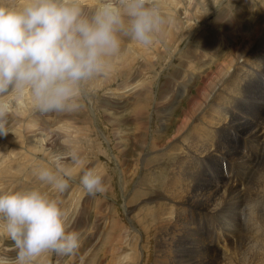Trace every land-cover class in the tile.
<instances>
[{"label":"rangeland","instance_id":"rangeland-1","mask_svg":"<svg viewBox=\"0 0 264 264\" xmlns=\"http://www.w3.org/2000/svg\"><path fill=\"white\" fill-rule=\"evenodd\" d=\"M98 2L99 0H84L89 9L97 6ZM262 2L264 0H158L162 13L170 17L172 23L166 26L163 35L158 37L151 46L144 47L134 41L123 40L121 55L114 60L109 75L95 78L83 85L82 94L78 99L80 105L78 110L41 113L32 104L27 109L30 114L27 113L21 118L16 117L17 112L13 111L20 104H17L18 100L11 102L17 99L14 95L0 101L14 107L7 116L9 133L6 136H0V190L39 188L50 198L58 200L59 207L64 214L66 232H75L79 237V248L75 253L57 255L45 252L36 258L33 264H111L108 252L110 249L114 251L117 249V244L116 247L113 246L114 248L109 246L114 243L111 240H118L117 235L127 240L129 238L126 237L124 231L128 232L133 229L140 232L143 238L142 244L147 249L145 250L148 260H142L140 264H153L154 259L152 260L151 256H153V241L155 240L149 234L143 237L144 234L138 222L152 221L150 216L152 210L149 208L151 205L145 203L150 196L146 195L157 190L161 184L159 181L166 176L165 172L170 168V159L165 160L160 155V151L164 148L160 150L154 148L158 143V136L160 134L172 135L178 122L183 118L182 109L186 107L191 95L195 96L196 85L199 83L196 80L200 81L199 77L205 76L207 70L210 72L214 70L215 64L228 56L224 46L230 41L226 33L227 35L230 33L227 31L228 25L223 24L220 15L224 14L227 17L225 21L230 19L233 22L231 27L233 30L236 23L241 20H236L238 12L240 15L244 8L250 7L253 14L248 15L249 18L245 16L244 21L252 22L256 26L263 19V8L260 4ZM253 9L256 10L255 13ZM201 44L215 49H206ZM198 56L203 60L201 63ZM259 74L263 75L260 72ZM259 85L264 91L262 88L264 77ZM143 87L148 89L147 95L142 96L144 102H139L138 99L141 96L131 97L130 101L129 97L139 95ZM25 95L30 96L26 91L22 100L27 98ZM232 97L234 96L232 95L230 99ZM249 103L247 108L251 114L255 112L256 107L251 101ZM20 106L22 107V104ZM166 106L171 110L168 116L171 118L170 126L162 122L156 114V108L162 112ZM228 106L227 109L233 116H245L241 112L243 106L237 100L236 103H230ZM140 109L145 110L148 116H146V123L150 124L148 147L146 145L144 150L147 157L144 161L147 163L146 167L140 163V160L133 161L139 154V141L136 137L138 133L143 134L138 129L140 122L135 117ZM62 130L68 132L64 133ZM60 132L63 136L59 134ZM228 138L227 145L219 143L218 148L236 145L234 137H232L233 141L230 135ZM129 143L132 146H129ZM69 147L78 150L83 160L82 165L71 163L67 157ZM54 154L61 155L71 168L69 188L63 194L55 192L50 186L43 185L35 176L37 168L52 164ZM220 161V169L223 173L225 171L222 168L223 160L220 159ZM128 165H131V168ZM195 167L199 174L204 173V165L201 167L195 165ZM84 169H92L104 178L106 192L95 196L86 193L79 182ZM231 170L229 175L226 174L234 179L233 182H229L231 187H235L238 180L246 184L250 182L251 175L244 176L233 168ZM200 186L201 188L191 186L190 193L194 195L197 191L208 188L203 181H200ZM245 188L240 194L245 193ZM136 192L138 196L135 195ZM198 195L205 198L203 193ZM262 199L263 196L256 199H242V209L246 210V213L243 210L242 216L246 217L248 212L255 208L261 212V207L257 206L261 205ZM126 210L132 211L130 214H134V217L127 215ZM186 211L190 212V216H196L192 208L190 210L187 208ZM201 216L200 218L204 220L203 215ZM205 229L200 228L196 234L200 233L202 236L201 233ZM239 233L242 235L243 231ZM210 237L213 236L208 237L209 241ZM13 244L14 242L7 238L0 224V256L7 257L14 264L16 249ZM127 249L128 247L120 245L119 255L124 256L125 251L129 252ZM173 264L191 263L187 258L182 257L180 261Z\"/></svg>","mask_w":264,"mask_h":264},{"label":"bare ground","instance_id":"bare-ground-1","mask_svg":"<svg viewBox=\"0 0 264 264\" xmlns=\"http://www.w3.org/2000/svg\"><path fill=\"white\" fill-rule=\"evenodd\" d=\"M260 4L263 8V19L256 26L252 22L244 21L245 16L253 14L250 7L244 8L240 15L238 12L236 20H241L236 23L233 30H231L233 22L230 19L225 21L227 17L224 14L220 15L223 24L228 25L227 31L230 33V35L226 33L227 38H230L228 45L224 44L228 56L220 63L217 61L214 70L211 72L207 70L205 76L199 77L200 81L196 80L199 83L196 85L195 96L191 95L188 102H185L186 107L182 109L183 118L178 122L172 135L160 134L158 143H154L156 150L164 148L160 151V155L165 160L170 159L171 162L170 168L166 169L168 174L165 172L166 176L159 181L161 184L156 186L157 190L153 188L154 191L146 195L150 196L145 203L151 205L148 207L152 210L150 215L152 221L138 222L143 237L149 234L155 240V242L151 240L153 264H173L182 257L187 258L191 264H264V91L259 85L264 77V2ZM253 11L256 12L254 9ZM203 46L206 49H215ZM199 61L201 63L203 60L200 58ZM171 92L174 94L172 88ZM147 93L148 89L143 87L139 95L130 96L129 100L131 97L141 96L138 100L142 103L144 102L142 96L145 97ZM222 93H224L223 97ZM232 95L234 97L230 99ZM26 97L23 100L21 98L11 100V102L18 100L17 104H22V107L20 104L18 106L21 107L20 109L16 108L17 106L12 107L13 111L17 112L16 117L23 118L27 113L30 114L27 109L33 103L30 96ZM236 100L243 106L241 112L245 116H233L228 111V105L236 103ZM250 101L256 107L255 112L251 114L247 108ZM169 108L166 106L162 112L156 108V114L168 126L171 119L168 117L171 111ZM146 116L144 109L138 110L135 114L140 122L138 129L143 134L138 133L136 137L139 141V154L137 159L133 160L136 162L140 160L144 167L147 164L144 162L147 158L144 150L150 129V124L146 123L148 117ZM59 134L63 136L62 132ZM228 135L231 141L234 137L235 144H241V147L246 149V154L236 149V145L218 148L219 143L227 145ZM64 136L68 137L66 134ZM129 146L132 145L129 143ZM220 159L225 166V168L222 166L225 170L223 173L220 169ZM195 165L199 167L204 165V173L199 174ZM128 167L131 168V165ZM232 168L244 176L251 175L250 182L246 184L238 180L237 184L234 183L235 187H231L229 182H233L234 179L226 174L232 172ZM200 181L205 182L208 188L206 186L207 189H201L192 195L191 186L201 188ZM244 187H246L245 193L240 194L244 192ZM199 193H203L205 198L200 197ZM135 195L138 196V193L136 192ZM261 196H263L262 203L257 206L261 207V212L255 208L243 217L246 210L242 209V199H256ZM187 208L189 210L192 208L196 216H190V212L186 211ZM126 211L127 215H134L130 214L132 211ZM201 215L204 220L200 218ZM200 228H206L202 230V236L200 233L196 234ZM241 231H243L242 235L239 233ZM124 233L129 239L125 240L124 237L117 235L118 240H111L114 242L109 245L111 248L116 247L117 244L115 251L110 249L108 252L111 264H140V261L148 260L147 249L142 244L143 238L140 232L133 229ZM209 236H213L210 237V241ZM120 245L128 247L129 250V252L125 251L122 257L118 251Z\"/></svg>","mask_w":264,"mask_h":264},{"label":"clouds","instance_id":"clouds-1","mask_svg":"<svg viewBox=\"0 0 264 264\" xmlns=\"http://www.w3.org/2000/svg\"><path fill=\"white\" fill-rule=\"evenodd\" d=\"M170 17L158 0H0V101L30 94L41 113L73 112L85 83L107 77L121 55L123 40L148 47L163 35ZM12 105L0 102V136L8 131ZM67 157L82 165L78 150ZM35 170L36 179L63 194L71 168L61 155ZM79 182L87 194L106 192L104 178L84 169ZM57 199L39 190H0V224L14 242V264H33L42 253L70 255L79 248L75 232H66ZM0 264H13L0 256Z\"/></svg>","mask_w":264,"mask_h":264}]
</instances>
